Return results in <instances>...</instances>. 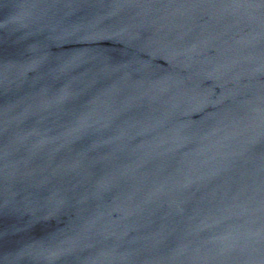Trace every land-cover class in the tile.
I'll list each match as a JSON object with an SVG mask.
<instances>
[{
	"label": "water",
	"instance_id": "1",
	"mask_svg": "<svg viewBox=\"0 0 264 264\" xmlns=\"http://www.w3.org/2000/svg\"><path fill=\"white\" fill-rule=\"evenodd\" d=\"M0 264H264V0H0Z\"/></svg>",
	"mask_w": 264,
	"mask_h": 264
}]
</instances>
